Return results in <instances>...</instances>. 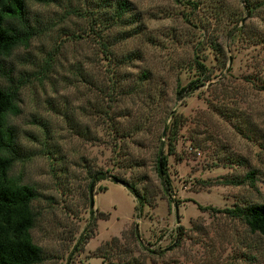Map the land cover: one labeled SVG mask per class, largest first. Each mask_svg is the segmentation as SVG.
I'll return each instance as SVG.
<instances>
[{"label": "rangeland", "instance_id": "374dc122", "mask_svg": "<svg viewBox=\"0 0 264 264\" xmlns=\"http://www.w3.org/2000/svg\"><path fill=\"white\" fill-rule=\"evenodd\" d=\"M96 1L23 0L34 36L4 58L39 264H264L232 213L264 204V0H127L115 26Z\"/></svg>", "mask_w": 264, "mask_h": 264}, {"label": "trees", "instance_id": "16d2710c", "mask_svg": "<svg viewBox=\"0 0 264 264\" xmlns=\"http://www.w3.org/2000/svg\"><path fill=\"white\" fill-rule=\"evenodd\" d=\"M91 8L103 9L102 21L107 22L108 26L137 22L134 19L125 22L126 14L132 11L127 0H99ZM106 9L111 10V13L107 14ZM33 36L34 30L28 23L23 0H0V78L8 81L7 87H0V264H39L42 260L40 248L32 244L29 236L34 222L30 204L36 193L33 188L17 185L8 177L13 163L21 160L23 155L15 142L14 129L6 123L7 116L18 113V87L13 86L9 78L10 72L5 68L4 58L17 46L26 45ZM134 59L139 57L135 56ZM168 146L171 147V144L168 143ZM167 151L171 152L172 149L168 148ZM165 167V157L159 156L156 171L160 179L165 175ZM103 179L102 174H96L91 183ZM125 188L138 199V194L131 186ZM134 210L140 211L138 208ZM232 213L244 222L250 232L264 237V204L249 205ZM93 215V211H90L89 221L79 238L80 246L92 237L96 220ZM98 217H102V214L99 213Z\"/></svg>", "mask_w": 264, "mask_h": 264}, {"label": "water", "instance_id": "95a60500", "mask_svg": "<svg viewBox=\"0 0 264 264\" xmlns=\"http://www.w3.org/2000/svg\"><path fill=\"white\" fill-rule=\"evenodd\" d=\"M111 181H112V183H114V184H117V185H120V186H124V184L120 181V180H118V179H116V178H113V179H111ZM92 199L90 198V200H89V209H91L92 208Z\"/></svg>", "mask_w": 264, "mask_h": 264}]
</instances>
